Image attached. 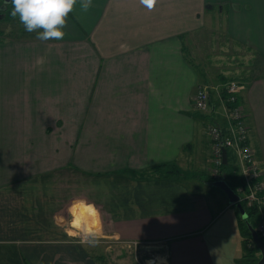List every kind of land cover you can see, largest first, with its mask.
<instances>
[{"label": "crops", "instance_id": "obj_1", "mask_svg": "<svg viewBox=\"0 0 264 264\" xmlns=\"http://www.w3.org/2000/svg\"><path fill=\"white\" fill-rule=\"evenodd\" d=\"M27 1L52 39H0V264H91L61 225L66 208L86 233L99 211L109 235L162 246L166 264H214L200 231L226 197L209 184L206 128L226 123L221 89L233 80L243 114L261 122L247 139L264 194V0ZM159 162L180 173L128 172Z\"/></svg>", "mask_w": 264, "mask_h": 264}, {"label": "rangeland", "instance_id": "obj_2", "mask_svg": "<svg viewBox=\"0 0 264 264\" xmlns=\"http://www.w3.org/2000/svg\"><path fill=\"white\" fill-rule=\"evenodd\" d=\"M219 27L224 26V20L222 17L217 18V22ZM206 32L210 33L209 30H206ZM196 34L200 35L204 40L208 41V44H213L214 42H218L215 46V50L217 51V48H221V52H219L222 56H232V59L235 61L237 65L239 64H246L249 61H241V60H235L236 56L232 53V44L228 43V41L224 40V38L217 39V41H212L210 39H205L200 31L196 32ZM204 44V43H203ZM207 44V45H208ZM234 44L237 45V42H234ZM239 48L241 45H237ZM237 46H233L234 48H237ZM201 52L199 54V58H206V55H209L208 52L210 51V48H205L201 45ZM215 53V52H214ZM256 54V51L254 52V55ZM253 55V56H254ZM250 56V55H249ZM193 58H191L192 60ZM208 60V57H207ZM246 66V65H245ZM246 69V68H245ZM246 72V70H244ZM234 81V80H233ZM258 87L260 90L264 92V81L261 79L258 80ZM236 83V81H234ZM243 87V83L241 84V88ZM223 88V87H222ZM212 96V95H211ZM242 109V106H241ZM204 113V112H202ZM243 113V111H242ZM243 122L246 126V133L247 136L252 135L254 128L261 127V122L255 121V118L252 119V123H250V120L247 119L246 115L243 114ZM212 123V122H211ZM227 160L228 166H232L236 169H238L239 165L237 164V156L231 155L230 151L227 150ZM210 159V158H209ZM210 163V160H209ZM211 166V164H210ZM210 170V167H209ZM210 172V171H209ZM80 185V184H79ZM217 194H221L218 188L211 187ZM75 191H78L80 193L82 190L77 188ZM94 191H85L81 193H90V196H93L98 202H101V198L97 196V194L93 193ZM225 200L224 202L221 200H217L216 195V201L214 202V209L216 211L215 217L213 218V221L206 220L204 227L202 228V231L200 233L203 236V241L206 242L208 251L210 254V257L214 264H244L248 262V258L255 259L258 258V253L254 252V250L250 251L251 256H247L245 248V244L243 241L244 238V231H241L239 226L237 225V217L240 215V209H239V199L238 202L234 203H227V207L225 206ZM69 206V204H68ZM100 207V205H99ZM69 208V207H68ZM64 209V206H63ZM99 209V208H97ZM67 210V215L62 214L61 217L63 220V224H61L67 232L73 234L70 238L72 240H77L79 243L78 245L82 247L83 255L79 256L82 260H87L91 264H100L101 262L104 264H147V262L151 264H166V257L163 256L164 251L162 250L163 247L160 246L161 249H141V247H138V242L135 240H126L123 236H117V235H109L110 229H108V225L103 220V214L98 211L97 217H95V223L96 227L92 232L86 233V231L83 228H75L71 226L70 220L72 218L70 212ZM102 216V217H101ZM85 218V217H84ZM88 219V218H85ZM132 241V242H129ZM75 244V243H74ZM52 245H59L60 248L64 246L63 244H58L54 242L53 240L47 239V238H41V246H52ZM78 246L77 244H75ZM122 246V247H121ZM95 252V256L98 258L97 261L94 260V257L92 253ZM254 260V259H253ZM100 262V263H99Z\"/></svg>", "mask_w": 264, "mask_h": 264}, {"label": "built area", "instance_id": "obj_3", "mask_svg": "<svg viewBox=\"0 0 264 264\" xmlns=\"http://www.w3.org/2000/svg\"><path fill=\"white\" fill-rule=\"evenodd\" d=\"M225 100L232 102L226 112V123L222 126L211 124L206 128L209 139L210 172L212 179L220 178L219 166L221 164V148L225 153L227 150L234 152L239 163L238 172L242 176L243 188L238 187V198L244 200L245 205L255 207L258 210V219L253 229L256 235L264 238V194L262 184L259 180L261 171L252 156L251 148L248 144L246 126L243 122V113L240 104L233 102L236 97V83L233 81L225 84ZM206 93L197 89L193 96V106L202 109L206 103ZM226 109V108H225ZM132 242V241H129Z\"/></svg>", "mask_w": 264, "mask_h": 264}, {"label": "trees", "instance_id": "obj_4", "mask_svg": "<svg viewBox=\"0 0 264 264\" xmlns=\"http://www.w3.org/2000/svg\"><path fill=\"white\" fill-rule=\"evenodd\" d=\"M42 38L45 40H51L52 35L47 26L44 14L39 5L31 4L27 0H8V2H4L0 0V39L1 38ZM230 81V80H229ZM228 82V81H227ZM223 92L222 100L224 107L227 110L230 106H232V102L226 101L224 92L225 86L221 89ZM207 101V99H206ZM193 103V100H192ZM235 105L240 104L239 99L236 95L235 101L233 102ZM206 104V103H205ZM211 125V124H210ZM227 152H226V162L224 164H220L219 171L220 176L228 186L237 194L238 187L241 186L243 188V178L237 172L236 168L228 167L227 165ZM228 168V170H226ZM128 172L134 176H152L154 178H165L169 176L178 175L180 172L175 167L174 164L168 162H159L152 166L146 168V172H137L136 170H128ZM240 205L244 210L246 216L245 218L237 217V225L244 231V244L247 250L245 251L247 256L250 255V251L254 250L257 252V249L253 245V243L249 239L248 231L245 228V222L249 223L252 227L254 226V220H256L257 211L255 207L245 205L244 200L240 199ZM264 242V238H261ZM249 259L251 264H255V259ZM22 264H27L26 261L22 259Z\"/></svg>", "mask_w": 264, "mask_h": 264}, {"label": "water", "instance_id": "obj_5", "mask_svg": "<svg viewBox=\"0 0 264 264\" xmlns=\"http://www.w3.org/2000/svg\"><path fill=\"white\" fill-rule=\"evenodd\" d=\"M4 2H8V0H3ZM226 162V153L224 148H221V163L224 164ZM211 186L218 187L225 195L227 203L238 202V195L226 184V182L222 178H218L209 182ZM240 209V217L245 218L246 214L242 209L241 205L238 206ZM245 228L248 231L249 239L255 246L258 251V258L255 261V264H264V242L256 235L253 227L245 222Z\"/></svg>", "mask_w": 264, "mask_h": 264}]
</instances>
